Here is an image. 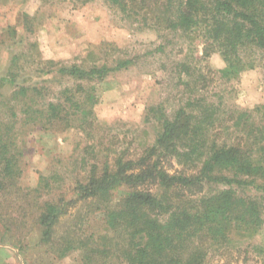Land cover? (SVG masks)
I'll return each mask as SVG.
<instances>
[{"label":"trees","instance_id":"trees-1","mask_svg":"<svg viewBox=\"0 0 264 264\" xmlns=\"http://www.w3.org/2000/svg\"><path fill=\"white\" fill-rule=\"evenodd\" d=\"M93 1L73 0V8ZM103 2L131 30L154 32L160 49L188 44L176 68L189 96L170 115L163 105L148 109L161 113V131L134 153L102 141L94 109L98 84L136 58L85 66L45 60L36 42L18 48L0 76V224L14 226L3 224L4 233L21 238L40 228L37 248L53 262L78 254V264H207L240 255L264 227V106L225 111L199 92L218 76L264 68V0ZM27 15L23 28L34 33ZM18 26L4 32L10 48L23 42ZM216 54L221 70L208 62ZM71 129L85 140L70 192L53 194L56 171L24 186V137ZM15 242L20 254L30 249ZM256 249L264 264V245Z\"/></svg>","mask_w":264,"mask_h":264},{"label":"rangeland","instance_id":"rangeland-1","mask_svg":"<svg viewBox=\"0 0 264 264\" xmlns=\"http://www.w3.org/2000/svg\"><path fill=\"white\" fill-rule=\"evenodd\" d=\"M75 5L73 0H0V76L6 74L12 53L19 51L18 48L29 49V45L35 42L45 60L63 64L90 66L93 62L112 64L116 58H136V65L113 73L98 84L94 110L99 136L104 143L116 142L120 149L140 152L153 144L161 131V113H150L148 109L163 105L170 115L189 96L185 93L189 90L181 84L176 68V62L186 54L178 55L179 50L184 47L186 52L188 44L179 43L175 47L160 49L162 41L154 32L131 30L119 21L103 0H94L85 6L77 3L80 7L74 9ZM24 13L33 18L34 33H26L23 28ZM16 23L23 42L17 48H10L4 32L10 24ZM106 43L110 44L108 48H104ZM198 45L201 44L196 43ZM196 62L202 69L207 66L206 62L192 60L194 65ZM208 62L216 70L225 67L217 54ZM54 89L58 90L56 85ZM199 94L225 111L263 107L264 68L259 66L247 70L230 81L218 76L210 89ZM84 140L83 134L72 129L60 133L35 130L25 136L23 185L34 186L40 174L49 175L56 171L62 178L54 185L53 194H68L80 170L76 160L83 155L80 144ZM3 224L14 228L10 223L0 224V239L6 242L0 244V264H26L28 261V264H78V254L54 262L45 256L44 249L37 248L40 228L36 227L28 235L23 232L21 238H11L9 233H4L7 228H2ZM18 239L29 245L26 254H20L15 246ZM258 245H264V227L255 239L240 244L243 249L240 255L234 252L233 256L220 257L215 253L217 255L211 256L207 264H261V256L256 249ZM246 249L248 253H245Z\"/></svg>","mask_w":264,"mask_h":264}]
</instances>
